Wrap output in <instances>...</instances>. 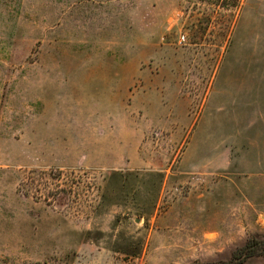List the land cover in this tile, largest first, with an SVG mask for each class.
<instances>
[{
    "label": "rangeland",
    "instance_id": "374dc122",
    "mask_svg": "<svg viewBox=\"0 0 264 264\" xmlns=\"http://www.w3.org/2000/svg\"><path fill=\"white\" fill-rule=\"evenodd\" d=\"M254 1L0 0V264H225L264 235V106L222 81L239 37L264 67Z\"/></svg>",
    "mask_w": 264,
    "mask_h": 264
},
{
    "label": "crops",
    "instance_id": "0c3cea01",
    "mask_svg": "<svg viewBox=\"0 0 264 264\" xmlns=\"http://www.w3.org/2000/svg\"><path fill=\"white\" fill-rule=\"evenodd\" d=\"M254 5L249 11L246 12V18L254 23V25L261 24L264 25V0H255ZM263 14L261 16L258 23H256L257 17L256 13ZM245 19V20H247ZM262 20V21H261ZM246 37H239L236 41V44H233V49L229 54V57L223 63V92L225 94H229L238 99V106H245L246 99L250 96L255 101L258 102L257 105L264 106V67H259L255 64V58L259 60L262 58L260 55L261 47L256 44L257 39L252 40L253 44V53L246 51L247 41ZM249 59L253 61L249 62ZM248 61V62H247ZM254 62V64H252ZM236 76V81L233 78ZM242 100V105L239 100ZM256 105V106H257ZM242 111V110H241ZM236 116L231 118V121H236L240 123L243 119L240 117V113H234ZM256 264H264V258H260L258 263Z\"/></svg>",
    "mask_w": 264,
    "mask_h": 264
},
{
    "label": "trees",
    "instance_id": "16d2710c",
    "mask_svg": "<svg viewBox=\"0 0 264 264\" xmlns=\"http://www.w3.org/2000/svg\"><path fill=\"white\" fill-rule=\"evenodd\" d=\"M252 256H264V235H251L225 264H240ZM46 264V263H29Z\"/></svg>",
    "mask_w": 264,
    "mask_h": 264
},
{
    "label": "built area",
    "instance_id": "2783aa9c",
    "mask_svg": "<svg viewBox=\"0 0 264 264\" xmlns=\"http://www.w3.org/2000/svg\"><path fill=\"white\" fill-rule=\"evenodd\" d=\"M185 40H186V36H185V35H182V36H180V38H179V43H180V44H183V43L185 42Z\"/></svg>",
    "mask_w": 264,
    "mask_h": 264
}]
</instances>
